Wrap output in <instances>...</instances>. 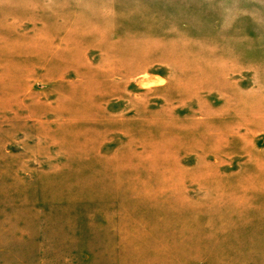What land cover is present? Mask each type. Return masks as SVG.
<instances>
[{
  "label": "rangeland",
  "instance_id": "374dc122",
  "mask_svg": "<svg viewBox=\"0 0 264 264\" xmlns=\"http://www.w3.org/2000/svg\"><path fill=\"white\" fill-rule=\"evenodd\" d=\"M264 264V0H0V264Z\"/></svg>",
  "mask_w": 264,
  "mask_h": 264
},
{
  "label": "crops",
  "instance_id": "0c3cea01",
  "mask_svg": "<svg viewBox=\"0 0 264 264\" xmlns=\"http://www.w3.org/2000/svg\"><path fill=\"white\" fill-rule=\"evenodd\" d=\"M208 263H210V262H207L206 260H198V261H193V260H191V261H182V260H180V261L174 262V264H208Z\"/></svg>",
  "mask_w": 264,
  "mask_h": 264
}]
</instances>
